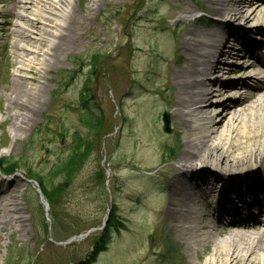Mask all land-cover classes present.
Wrapping results in <instances>:
<instances>
[{"label":"rangeland","instance_id":"1","mask_svg":"<svg viewBox=\"0 0 264 264\" xmlns=\"http://www.w3.org/2000/svg\"><path fill=\"white\" fill-rule=\"evenodd\" d=\"M16 1L0 0V10L12 7ZM87 2L76 0L79 13L85 14ZM185 5L194 12L181 17L177 7ZM15 20L7 15L0 17L3 112L6 105L3 88L10 83L15 68L13 39L9 36ZM213 22L211 10L196 0H103L87 19L64 31L66 37L60 40L44 78H36L37 86L41 84L43 89L33 125L18 134L14 143L9 121L0 125V169L9 172L4 176L0 170V178L20 180L17 194L27 218L21 231L16 227L0 230V264H76L92 254L89 264H188L182 242L171 226L172 215L167 212L171 175L168 169L180 157L184 146L183 128L171 118L177 90L171 81V70L182 63L185 55L180 40L186 29L208 32ZM242 36L244 42L233 43L236 51L231 59L236 63L243 59V65L247 66L252 61V44L257 41L255 38H260L252 33ZM255 71L249 68L241 74L234 71L228 78L220 77L232 81ZM167 79L172 88L166 90ZM118 81L124 82L126 92L121 106L116 98ZM85 86L91 89L102 110L105 134L95 141L83 167L74 176L69 173L71 180L60 201L51 204L37 183L28 179V172L33 170L44 176L67 157L73 132L84 130L78 109L84 101L81 87L86 91ZM147 89L158 92L148 95L144 93ZM243 91L226 94L238 98ZM248 91L254 93L252 88ZM164 112L169 118V131L163 127ZM154 115L159 130L155 139L164 140L170 147L162 148L164 158L154 150L150 140L148 122ZM0 120H5L2 113ZM64 179L58 176L54 184ZM12 186L9 183L0 193V203L2 197L16 194ZM238 196L233 195L234 201ZM196 207L198 213L188 222L194 230L202 215H208L207 221L214 215L209 203L202 201ZM217 217L211 219L214 226ZM113 220L117 222L109 228ZM91 228L94 231L87 237L77 238ZM73 237L77 239L72 243L57 244Z\"/></svg>","mask_w":264,"mask_h":264},{"label":"bare ground","instance_id":"2","mask_svg":"<svg viewBox=\"0 0 264 264\" xmlns=\"http://www.w3.org/2000/svg\"><path fill=\"white\" fill-rule=\"evenodd\" d=\"M101 1L88 0L85 14L78 12L76 0H18L12 7L0 10V17L16 18L9 29L15 68L10 83L3 88L5 111L0 110L5 115L0 125L9 121L12 143L18 134L33 125L39 111L38 98L43 87L37 86L36 78H44L47 65L55 59L67 30L87 19ZM196 1L206 4L218 20L208 32L186 29L180 40L185 55L182 63L171 70V81L177 86L171 118L183 128L184 146L180 157L168 169L171 175L167 212L172 215L171 226L182 242L188 264H264V24L246 26L250 12H257V19L264 16V1ZM177 9L181 17L194 12L187 5ZM246 9H249L248 16L241 15ZM223 19L239 20V25L245 27L234 31L233 26H229L230 34L225 35ZM247 31L260 39L255 38L257 41L252 44V61L245 66L242 59L237 67L231 63L236 51L233 43L243 40L242 34ZM179 58L180 55L175 61ZM36 66L39 67L37 72ZM249 68L256 70L255 73L232 82L222 81L235 69L241 74ZM167 80L166 90L172 88ZM123 87L124 82L118 81L116 98L120 106L124 105L126 97ZM250 88L254 93L248 91ZM238 89H244L238 98L226 94ZM157 92V89L144 90L145 94L153 96ZM156 123L154 115L148 122L150 140L154 150L164 158V140L155 139L159 132ZM165 146L170 148L168 144ZM19 181L17 177L8 181L0 178V193L9 183L16 191L2 197L0 230L25 228L27 218L17 194ZM237 193L239 196L234 201L233 195ZM202 201L209 202L210 206L215 202L214 219L218 216L215 226L211 223L208 228L206 224L200 229L204 237L194 232L188 223L198 213L196 205Z\"/></svg>","mask_w":264,"mask_h":264},{"label":"trees","instance_id":"3","mask_svg":"<svg viewBox=\"0 0 264 264\" xmlns=\"http://www.w3.org/2000/svg\"><path fill=\"white\" fill-rule=\"evenodd\" d=\"M82 90L81 99L84 100L79 104V121L84 127L83 132L76 130L72 134L71 145L67 157L62 158L58 165H55L52 170H49L45 175H40L38 172L29 170V177L35 179L44 195L49 199L50 203H58L65 188L69 184L68 176L73 175L79 171L86 160L90 157L95 141L100 140L104 135L102 110H100L99 103L92 96V91L87 86ZM13 167V165H11ZM15 167V166H14ZM9 168V166H8ZM64 176L65 179L54 184L58 176ZM72 178V176H71ZM78 264H83L78 262Z\"/></svg>","mask_w":264,"mask_h":264},{"label":"water","instance_id":"4","mask_svg":"<svg viewBox=\"0 0 264 264\" xmlns=\"http://www.w3.org/2000/svg\"><path fill=\"white\" fill-rule=\"evenodd\" d=\"M163 119H164V129L169 130V118H168L167 114H165V113L163 114ZM66 243H64V244H66ZM59 244L62 245V243H59Z\"/></svg>","mask_w":264,"mask_h":264}]
</instances>
